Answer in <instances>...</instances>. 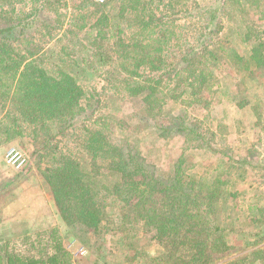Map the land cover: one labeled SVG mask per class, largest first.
Instances as JSON below:
<instances>
[{"label": "rangeland", "instance_id": "rangeland-1", "mask_svg": "<svg viewBox=\"0 0 264 264\" xmlns=\"http://www.w3.org/2000/svg\"><path fill=\"white\" fill-rule=\"evenodd\" d=\"M148 2L141 15L154 19L148 36L144 34L137 41V37L131 39L140 27L136 12L120 14L124 0H0V27L26 23L24 35L20 34L24 40L13 43L20 48L30 44L44 56L46 67L58 76L73 74L86 92L80 100L81 112L64 124L51 120L47 129L36 133L24 122L21 135L0 134V225H4L0 264H9L5 254L11 250L9 241L45 231L49 241L55 236L52 233L60 235L50 244L56 246L60 241L76 264H159L156 258L168 252L154 238V228L145 230L136 223L121 226L120 203L108 207L109 217L98 230L86 227L83 221L69 224L43 176L62 155L72 156L91 169L85 136L88 128L109 115V137L126 143L124 149L141 163L148 180L158 175L170 177L180 163L184 182L195 179L199 186L205 181L212 188L218 187L213 203L220 223L228 227L231 247L228 252L209 255L207 264H264V67L246 62L255 41L264 40V0ZM103 13L112 20L106 27L108 36L118 27L125 32L102 38L103 49H99L93 41L99 29L96 22ZM157 24L173 32L170 41L162 52H149L131 77L126 75L119 64L120 51H124L119 37L133 43L135 61L140 40L152 42L151 30ZM217 47L229 55L224 56ZM102 51L112 55L106 63L100 59ZM201 53L206 84L194 85L201 87L194 90H199L197 94L191 85H180L178 97L169 94L162 112L156 115L145 113L143 96L126 90L125 78L143 81L145 76L162 77L163 85L173 87L178 83L177 72L187 65L185 58ZM238 55L245 61H239ZM11 109L9 101L0 102V122L8 123ZM180 123L191 128V133L178 131ZM98 162L100 172L106 173L103 160ZM99 178L105 176L100 174ZM25 248L24 255L37 249ZM199 256L197 253L195 258Z\"/></svg>", "mask_w": 264, "mask_h": 264}, {"label": "trees", "instance_id": "trees-1", "mask_svg": "<svg viewBox=\"0 0 264 264\" xmlns=\"http://www.w3.org/2000/svg\"><path fill=\"white\" fill-rule=\"evenodd\" d=\"M148 1L124 0L121 6V15L125 12H136L135 19L140 27L138 31H134L131 39L137 37L136 40L139 41L140 36L149 34L147 29L154 17L147 19L146 14L141 15ZM97 5L103 6L100 3ZM111 22L107 13L100 15L96 22L99 29L93 44L99 49H103L102 38L111 39L125 32L118 27L117 32L108 36L106 27L110 26ZM24 24L26 23L20 21L15 25L11 23L9 26L0 27V75H3L0 77V102L5 104L9 101L12 108L7 115L8 123L0 122V134L4 136L21 135L25 129L24 122H28L36 133L39 129H47L48 121L51 120L58 119L64 124L77 112H81L80 100L86 94L73 74L64 72L60 76L56 75L44 65V56L38 55L37 50L30 44V47L20 48L13 43L19 38L22 40L20 34L25 33ZM20 27L24 31L17 33L16 29ZM151 33L154 35L152 42L140 40L141 49L137 51L139 58L135 61H132L135 56L133 43L119 37V44L124 47V51L119 54V64L126 70V75L131 77L147 60L149 52H162L163 46L168 44L173 34L168 28L158 24L153 27ZM218 49L224 56L229 55L223 47ZM251 51L246 62L252 61V64H256L255 68H263L264 40L257 39ZM210 52L215 53L213 50ZM100 55V59L105 63L112 58V55L104 51ZM203 55L204 53L198 54L194 60L185 58L187 65L181 72H177L178 83L173 87L163 85L162 77L153 79L145 76L147 79L143 81L125 78L126 90L132 95L143 96L145 113L156 115L162 112L164 100L169 94L172 98L178 97L177 89L181 88L180 85H191L193 94H197L199 90H194L206 84L208 77L201 67L205 65ZM238 60L245 61L240 55ZM129 62H132V69L128 67L131 66ZM184 73H187L186 76ZM196 83L201 87L194 86ZM161 86L163 87L160 88ZM111 119V115L106 116L104 120H98L102 123L87 130L85 149L91 157V169L86 165L84 168L72 156L62 155L58 159L59 164L43 173L61 216L69 224L83 221L86 227L98 230L103 225V219L109 217L108 207L120 203L122 227L128 223H136L142 224L145 230L154 228V238L168 249L167 253L156 258L159 264H207L209 255L228 252L231 247L226 236L228 227L220 223L218 210L213 203L220 192L218 187L215 185L212 188L206 185L205 181L199 186L200 182H195V179L191 180L192 183L184 182L180 163L176 165L170 177L158 175L159 178L152 177L151 181L148 180L144 176L141 163L131 152L124 149L126 143L114 142L109 137ZM176 128L185 133L192 131L183 123ZM64 130L65 128L62 129ZM98 159L103 160L106 173L100 172ZM100 174L105 178L100 179ZM110 175L113 176L112 179L109 178ZM185 184H189L190 189ZM141 185L146 186L141 188ZM213 217L217 218L213 220ZM55 231L57 232L56 229ZM47 233L45 231L9 241L11 250L4 249L9 264H17L18 261L21 264H76L71 252L60 241L56 242V246L50 244L54 239L57 241L60 235L52 233L55 236L49 241ZM34 236L37 239H33ZM19 242L22 246H19ZM24 247L27 250L37 249L29 255H24ZM184 247H188L187 250ZM183 248L186 252L182 251ZM197 253H200V256L195 258Z\"/></svg>", "mask_w": 264, "mask_h": 264}, {"label": "crops", "instance_id": "crops-1", "mask_svg": "<svg viewBox=\"0 0 264 264\" xmlns=\"http://www.w3.org/2000/svg\"><path fill=\"white\" fill-rule=\"evenodd\" d=\"M4 225L3 224H1L0 225V231L3 233L4 232V227H3Z\"/></svg>", "mask_w": 264, "mask_h": 264}, {"label": "built area", "instance_id": "built-area-1", "mask_svg": "<svg viewBox=\"0 0 264 264\" xmlns=\"http://www.w3.org/2000/svg\"><path fill=\"white\" fill-rule=\"evenodd\" d=\"M12 153H14V151H12ZM15 154H17V155H18V153H17V152H15Z\"/></svg>", "mask_w": 264, "mask_h": 264}]
</instances>
